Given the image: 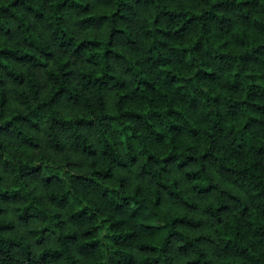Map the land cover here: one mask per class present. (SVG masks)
<instances>
[{
  "label": "trees",
  "instance_id": "16d2710c",
  "mask_svg": "<svg viewBox=\"0 0 264 264\" xmlns=\"http://www.w3.org/2000/svg\"><path fill=\"white\" fill-rule=\"evenodd\" d=\"M8 21L18 38H0V129L8 134L0 136L8 172L0 198L17 200V218L37 219L29 228L36 242L49 235L54 243L33 252L0 218V264H75L72 248L83 264H171V236L190 252L189 264H211L203 240L212 244L214 264H264V0H0V30ZM74 26H98L103 34L75 35ZM49 40L68 55L53 54ZM70 55L89 66L72 68ZM34 67L48 81L42 94ZM10 93L25 110L6 112ZM64 103L78 108L63 112ZM37 119L47 145L66 141L84 154L86 172L67 176L25 152L23 160L6 156L10 139L36 145L30 130ZM127 165L152 180L151 195L127 189L113 172ZM175 170L190 191L212 195L200 205L214 220L211 235L184 229L200 217L160 206L165 199L197 206ZM24 175L65 207L71 226Z\"/></svg>",
  "mask_w": 264,
  "mask_h": 264
},
{
  "label": "rangeland",
  "instance_id": "374dc122",
  "mask_svg": "<svg viewBox=\"0 0 264 264\" xmlns=\"http://www.w3.org/2000/svg\"><path fill=\"white\" fill-rule=\"evenodd\" d=\"M91 3L92 0H89ZM132 18V17H131ZM9 28L7 31L0 30V38H5L7 40L18 38V36L15 34L13 29V23L11 21H8ZM129 26L132 24V20L128 21ZM41 34L44 37L48 38L47 32L39 26ZM73 32L75 35H84L88 33H95V34H103V29L98 26H87V27H73ZM50 42V48L52 50L53 54L62 53L68 55V52L58 48L54 43ZM121 44V42H120ZM70 65L72 68L77 69L80 66H89V63L86 62L84 59H82L80 56H74L70 55ZM47 63L49 65L52 64L51 56L48 57ZM15 65L17 67H22V64L19 62H15ZM111 65L114 68L115 71L120 73L122 76H124L125 79H128L127 73L123 70L122 63L115 58L111 59ZM34 71L37 75V78L40 83V94L44 93L48 86V81L44 76L42 67H34ZM7 87H9V83H5ZM77 88H81L79 83H76ZM86 94H89L88 90L81 88ZM104 101L106 105L110 102V93L106 91L104 93ZM10 108L14 109H20L25 110L23 106L18 104L13 97L11 96V93L9 94L8 101H7V108L6 112L9 111ZM78 108V104H71V103H64L61 107V110L63 112H70L74 109ZM43 121L40 119H37V127L31 128V133L36 139V145L34 146H27L25 148H22L18 145L17 142H15L14 139H10L9 142H7V151L6 156L8 158H11L12 160H16L18 158H21L22 160L24 158L27 159V157L30 159L31 162H47L55 164L63 171L65 175H69L70 173H81L87 171V165H86V157L83 153L72 149L67 145V142H64V145L62 148H53L46 144L44 131H43ZM86 134L91 137V132L89 130L86 131ZM8 135L7 133H3V129H0V136L4 137ZM27 157L25 156V154ZM113 172L115 174H120L124 176V185L127 189H131L133 186H138L144 193L151 195L150 193V185L152 184V180H150L145 175H142L137 172V169L134 165H127V166H115L113 169ZM171 174L179 177V181H181L182 189L183 191L189 195L191 199H193L196 202L195 208H189L182 203L173 201L172 199H165L163 202L160 203V206L166 210V211H172V210H178V211H186L188 214L193 216H198L201 218V223L198 226H187L184 229L190 233V234H198V233H207L211 235V229L214 220H212L208 215L201 209L200 205L205 200L212 199V195H202L193 193L189 190L187 183L183 181L182 176H180V173L178 170L172 171ZM213 178L222 186L227 188H232V185L224 180L223 178H220L216 173L212 172ZM0 179L3 183L8 182V172L5 169L3 165L0 163ZM24 180L26 182V186L30 188L33 192L39 195L41 201L49 208L56 209L60 212L61 216L65 218V207L61 205H56L52 202H50L47 197L45 196L46 189L42 183L37 181L33 176L31 175H24ZM17 202V200L14 199H1L0 198V218L10 220L12 222V227L7 230V232L14 233L19 235L22 239L27 241L33 252H36L43 244H53V238L49 235H46L41 242H36L30 232L29 228L37 224V219L35 217H28L26 220H21L16 217L14 212V204ZM66 219V218H65ZM65 227L71 226L70 222L66 219L65 220ZM103 235L106 232V230L102 231ZM105 236V235H104ZM178 243V239L174 236H171L169 239V242L166 247V253L169 256L170 263L171 264H189L188 258L190 256V252H182L179 251L176 246ZM202 244L211 260V264H214V256L211 253L212 244L208 240H203ZM133 254L136 256L139 253V250L135 248L134 246L131 247ZM72 251L76 257L75 264H83V257L82 255L78 254L77 251L72 248Z\"/></svg>",
  "mask_w": 264,
  "mask_h": 264
}]
</instances>
